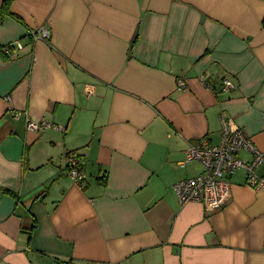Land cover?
Wrapping results in <instances>:
<instances>
[{
    "label": "crops",
    "instance_id": "0c3cea01",
    "mask_svg": "<svg viewBox=\"0 0 264 264\" xmlns=\"http://www.w3.org/2000/svg\"><path fill=\"white\" fill-rule=\"evenodd\" d=\"M263 18L264 0H0V264H264V184L235 172L211 212L174 190L222 117L264 153Z\"/></svg>",
    "mask_w": 264,
    "mask_h": 264
},
{
    "label": "built area",
    "instance_id": "2783aa9c",
    "mask_svg": "<svg viewBox=\"0 0 264 264\" xmlns=\"http://www.w3.org/2000/svg\"><path fill=\"white\" fill-rule=\"evenodd\" d=\"M36 37L46 42L50 38V33L48 30L41 29ZM15 46L16 44H12L10 47ZM18 46L21 47L20 44ZM9 49L5 48L4 52L7 54ZM201 81L207 83L203 79ZM177 83L178 90L187 89L184 78H179ZM220 89L221 92L228 94L235 89V86L230 79L224 78ZM11 115L16 119L25 115L27 130L30 131H44L52 128V124L47 121H31L28 112L12 111ZM221 124L219 144L215 145L208 139H202L196 144H190L186 149L179 166L185 168L192 163H197L202 167V171L196 176L179 180L174 184L180 205L200 203L208 212L222 208L230 193L229 179L240 170L246 172V183L249 186L257 188L264 184V180L255 174V169L264 161V153L254 146L244 132L232 128L230 121L222 117ZM242 151L251 153V162L240 158L239 154ZM66 161L69 176L82 187L86 179L82 158L74 153L67 155Z\"/></svg>",
    "mask_w": 264,
    "mask_h": 264
},
{
    "label": "trees",
    "instance_id": "16d2710c",
    "mask_svg": "<svg viewBox=\"0 0 264 264\" xmlns=\"http://www.w3.org/2000/svg\"><path fill=\"white\" fill-rule=\"evenodd\" d=\"M262 27L264 28V18H263V21H262ZM35 227V226H34ZM69 264H71V263H69Z\"/></svg>",
    "mask_w": 264,
    "mask_h": 264
},
{
    "label": "water",
    "instance_id": "95a60500",
    "mask_svg": "<svg viewBox=\"0 0 264 264\" xmlns=\"http://www.w3.org/2000/svg\"><path fill=\"white\" fill-rule=\"evenodd\" d=\"M63 264H69V263H63Z\"/></svg>",
    "mask_w": 264,
    "mask_h": 264
}]
</instances>
